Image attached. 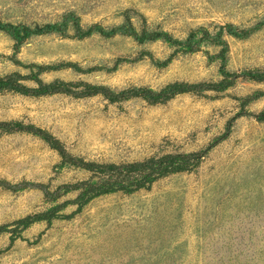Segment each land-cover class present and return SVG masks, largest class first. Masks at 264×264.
<instances>
[{
  "label": "rangeland",
  "instance_id": "1",
  "mask_svg": "<svg viewBox=\"0 0 264 264\" xmlns=\"http://www.w3.org/2000/svg\"><path fill=\"white\" fill-rule=\"evenodd\" d=\"M126 10L138 31L164 30L180 39L200 27L215 32L225 23L253 29L244 38L224 37L228 68H264V0H0L3 20L33 27L61 21L73 11L84 27L111 28L124 21ZM220 49L204 43L202 51L189 52L162 39L139 43L96 33L79 40L49 33L32 36L16 51L13 38L0 30V75L29 72L14 59L73 62L81 70L65 67L42 78L84 80L116 91L160 90L175 81L220 79V62L212 58ZM258 89L264 83L240 79L223 92L185 93L163 104L140 97L111 103L102 96L0 94V120L46 128L73 154L97 161L200 151L232 121L229 135L192 171L163 177L150 189L98 196L72 218L29 226L25 239L11 247L10 234L0 233V264H264V121L239 114L240 98ZM248 109L262 111L264 97ZM89 177L63 165L40 137L0 130V179L55 189ZM75 196L70 192L58 201ZM54 203L39 189L0 188V224ZM76 209L72 204L64 212Z\"/></svg>",
  "mask_w": 264,
  "mask_h": 264
},
{
  "label": "trees",
  "instance_id": "2",
  "mask_svg": "<svg viewBox=\"0 0 264 264\" xmlns=\"http://www.w3.org/2000/svg\"><path fill=\"white\" fill-rule=\"evenodd\" d=\"M129 12L130 10H126L125 19L122 23L111 28H107L101 23H94L89 27H84L79 15L71 11L66 13L61 21L48 22L35 27L24 23L5 21L0 17V30L13 38L16 51L32 36L49 33H58L62 37H72L79 40L96 33L105 38L125 35L133 37L139 43L162 39L172 46L183 48L189 52L202 51L204 43H212L221 46L220 51L212 56L213 59H217L220 62V79L199 82L175 81L167 84L160 90L138 86L116 91L107 85L84 80L67 81L55 79L53 81H45L42 78V74L45 72L65 67H74L77 70H81L73 62L24 64L22 61L14 59L16 64L27 68L29 72L22 73L16 70L0 75V94L14 92L34 97L65 94L75 98L102 96L111 103L140 97L150 104H163L180 94L199 95L208 91L223 92L234 86L240 79L264 83V68L255 67L238 71H232L228 68L229 45L224 37L230 35L244 38L253 29H241L232 23H225L220 24L215 32L210 31L207 27H200L192 30L185 38L180 39L164 30H149L144 27L141 31H138L133 24ZM144 22H146V19ZM71 29L73 30L72 32H70ZM167 62L168 60L164 61V64H167ZM27 82H32L33 85ZM262 97H264V89H258L247 96L241 97V111L239 114L251 115L257 121L263 122L264 109L260 112H252L248 109V106L252 102ZM231 122L228 124L227 131L224 134L200 151L169 152L153 155L142 160L118 163L90 160L75 155L50 130L33 123H25L20 120H0V130L3 132L36 135L59 154L63 165H69L90 173L89 179L63 183L55 189H52L49 184L43 182L23 180L13 183L6 179H0V188L14 192L31 188L39 189L48 199L55 202L51 207L43 211L29 213L11 223L0 224V233L10 234L11 243L9 247H11L17 240L25 239L23 232L29 226L41 221L51 222L55 219L72 218L76 212H80L90 201L98 196L115 192L129 194L141 189H150L157 180L163 177L175 173L192 171L203 162L212 147L229 135ZM70 192H76V196L58 201ZM72 204L77 206L76 211L65 213L64 210Z\"/></svg>",
  "mask_w": 264,
  "mask_h": 264
}]
</instances>
